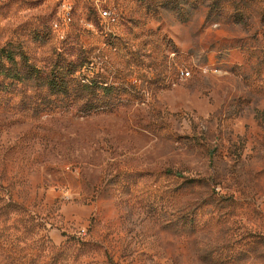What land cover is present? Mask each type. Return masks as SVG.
I'll return each instance as SVG.
<instances>
[{
	"label": "rangeland",
	"instance_id": "374dc122",
	"mask_svg": "<svg viewBox=\"0 0 264 264\" xmlns=\"http://www.w3.org/2000/svg\"><path fill=\"white\" fill-rule=\"evenodd\" d=\"M5 45L44 70L83 58L125 103L34 115L0 57V198L26 243L79 242L59 264H264V0H0Z\"/></svg>",
	"mask_w": 264,
	"mask_h": 264
},
{
	"label": "trees",
	"instance_id": "16d2710c",
	"mask_svg": "<svg viewBox=\"0 0 264 264\" xmlns=\"http://www.w3.org/2000/svg\"><path fill=\"white\" fill-rule=\"evenodd\" d=\"M203 0H195L199 5ZM0 57H4L13 68V75L21 83L23 88H30L31 97L37 101L33 105V114H48L60 109L74 110L83 115L99 111H114L125 103L118 98L117 92L122 88L114 87L100 80L99 73L87 65L83 58L77 61H67L64 65L54 62L50 70H44L31 64L27 56L19 52L18 61L10 46L5 45L0 49ZM10 68L3 74L10 73ZM11 70V71H12ZM167 174L178 176L167 171ZM180 177V176H178ZM191 181V180H190ZM191 183H194L191 181ZM26 214V210L15 202H6L0 198V250L5 254L9 264H59L62 256L69 258L79 242L67 239L61 247L54 246L47 240L45 247L40 245V239L26 243V239L33 234L35 228L32 225L25 226L27 221L18 219L23 228H17L14 223L9 224L12 216ZM28 219L31 220V218ZM65 237V235H62ZM70 243V244H69ZM48 253L47 262H39L41 254Z\"/></svg>",
	"mask_w": 264,
	"mask_h": 264
},
{
	"label": "built area",
	"instance_id": "2783aa9c",
	"mask_svg": "<svg viewBox=\"0 0 264 264\" xmlns=\"http://www.w3.org/2000/svg\"><path fill=\"white\" fill-rule=\"evenodd\" d=\"M101 14H102L103 17H106V16H107V12H106V11H102ZM182 75H184V76H188L189 73H188V72H185V73H183Z\"/></svg>",
	"mask_w": 264,
	"mask_h": 264
}]
</instances>
